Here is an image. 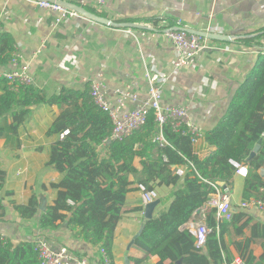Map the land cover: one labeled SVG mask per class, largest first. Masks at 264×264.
<instances>
[{"label":"crops","instance_id":"obj_1","mask_svg":"<svg viewBox=\"0 0 264 264\" xmlns=\"http://www.w3.org/2000/svg\"><path fill=\"white\" fill-rule=\"evenodd\" d=\"M88 6L118 23L127 19L145 25V36L136 40L125 28L109 27L81 17L57 25L56 13L35 2L0 0V14L5 10L2 28L13 35L18 49L27 57L41 49L33 57L31 72L35 84L49 93L59 92L63 86L83 88L101 74L110 98L116 88L128 85L135 86L140 98H144L149 88L146 72L155 68L169 76L162 104L189 106L193 121L208 131L224 116L236 89L264 51V0H107L101 7ZM179 19L190 29L206 31L211 25L218 27L216 32L230 34L234 41L210 40L195 67L172 74L174 50L165 30L181 27ZM146 20H158L156 28L152 21ZM244 38H256L259 44L244 46L240 43ZM10 69V64L0 65V72ZM32 110L30 119L16 131L10 129L16 125L10 115L0 118V170L7 173L5 189L0 195L14 192L4 200L6 213L0 220V235L13 244L36 242L42 236L53 246H67L76 255L87 256L90 264H96L98 246L74 239L65 223L56 230H42L38 227V216L23 219L12 207L11 200L25 204L33 195L40 204L45 199L47 207L56 198L50 184L61 178L58 171L47 165L50 146L56 137L46 136L59 109L40 105ZM214 149L204 137L195 144V152L201 158ZM257 172L264 181V175ZM245 179L236 173L229 183L224 182L227 189L222 186L236 215L223 230L224 264L241 256L239 244L248 240L256 256L263 250L264 211L240 208L246 200ZM155 190L161 201L153 216L170 204L175 188L164 186ZM145 206L138 189L128 193L112 249L114 264H127V260L134 264L133 258L143 257L135 241L130 244L141 227ZM138 207L141 209L137 210ZM205 208L206 205L201 212H195L187 224L203 220L210 209L203 212ZM159 259L152 255L143 264H157Z\"/></svg>","mask_w":264,"mask_h":264},{"label":"trees","instance_id":"obj_2","mask_svg":"<svg viewBox=\"0 0 264 264\" xmlns=\"http://www.w3.org/2000/svg\"><path fill=\"white\" fill-rule=\"evenodd\" d=\"M85 7L106 16L88 5ZM146 21H152L155 28L158 24V20ZM240 43L247 47L259 44L256 38H244ZM17 50L13 35L2 28L0 65L10 64ZM40 105L59 109L46 131L47 137H56L47 162L61 174L59 181L50 184L56 198L46 210H40L36 195L25 204L15 200L11 204L23 219L38 216V227L42 230H56L65 223L74 239L105 247L113 259L116 230L125 212L128 193L137 190L140 183L153 190L173 186L170 204L155 213L136 238L135 245L144 255L133 258L134 264H143L152 255L159 256L157 264H224L223 230L234 220L235 213L231 221L221 223L217 229L215 210L209 209L206 220L213 230L204 247L196 245V237L185 227L214 191L209 182L229 183L236 174L231 163L235 160L249 166L244 198L264 200V181L257 172L264 165V53L259 54L236 89L224 116L205 131L204 140L215 149L204 158L196 154L191 136L183 133L185 126L174 130L167 123L163 133L169 144L161 147L153 141L159 131L153 110L139 130L123 140L112 139V119L94 102L89 82L83 88L63 86L59 92L49 93L35 83L11 84L0 78V118L8 115L13 118L16 125H11V130L16 131L26 123L32 108ZM66 129L69 133L61 138ZM260 140L258 153L248 160ZM181 166L186 168L183 176L175 172ZM6 178V171L0 170V191L5 189ZM13 194L6 191L0 195V220L6 213L4 200ZM250 243L248 240L239 244L241 257L247 264H264V243L260 256L254 254ZM35 245V241L13 244L0 235V264H41Z\"/></svg>","mask_w":264,"mask_h":264},{"label":"built area","instance_id":"obj_3","mask_svg":"<svg viewBox=\"0 0 264 264\" xmlns=\"http://www.w3.org/2000/svg\"><path fill=\"white\" fill-rule=\"evenodd\" d=\"M35 2L39 6L49 9L56 13L55 22L60 24L72 18L81 17V15L73 10H70L60 4L28 0ZM81 6L95 4L101 7L106 4L107 0H72ZM8 4V3H7ZM5 15V10L0 14V32L2 31V18ZM83 18V17H81ZM183 20H178V25H182ZM187 28V27H186ZM219 29L215 26H209L207 32H216ZM128 34L132 35L136 40L140 36H145V31H135L133 28L125 29ZM220 33V32H219ZM165 35L170 39L174 50V61L172 74L186 68H193L197 65L198 59L202 52L209 47L210 39L189 33L183 29L169 28L165 30ZM41 49L34 51L30 56H26L19 49L15 53V57L10 62L11 69L5 72H0V78H6L11 84L28 85L35 83L34 76L31 72L33 57L38 55ZM264 53V51L262 52ZM146 80L149 88L144 98H140L135 86L128 85L118 87L114 91L113 98L108 96L106 86L102 81L101 74L91 83V96L94 102L103 111L107 112L113 122V130L111 138L114 140H123L130 136L134 131L139 130L147 122L149 113L153 110L156 122L159 126L158 133L154 136L155 141L159 146L164 147L169 144L163 133V126L170 123L174 130H179L181 126H185L183 133L189 134L194 144H197L204 137L205 129L201 125L195 123L192 119L190 108L187 105H169L164 106L162 99L164 88L169 76L159 72L155 68H151L146 72ZM69 133V130H64L60 137L63 138ZM167 160V158L165 157ZM231 163L236 168V173L246 177L249 174L247 165L231 160ZM193 167V164L191 163ZM175 172L183 176L186 172L184 166L176 168ZM213 186L214 191L210 194L207 201L206 212L209 208L215 210L216 227L219 229L220 224L225 221H231L234 217L232 201L224 191L222 186L216 182H209ZM138 190L141 193L142 202L144 205L153 202L159 198L158 192L154 189L140 183ZM243 210L256 208L264 211V200L261 198H250L244 200L240 204ZM201 212V208H200ZM207 214L203 216V220L193 221L190 224H185V227L196 237V245L204 247L208 235L213 228L207 224ZM35 250L41 264H90L87 256L76 255L69 247H55L45 237L40 236L36 240ZM96 264H114L107 249L103 246L98 247L95 255ZM227 264H247L243 257L236 256Z\"/></svg>","mask_w":264,"mask_h":264},{"label":"water","instance_id":"obj_4","mask_svg":"<svg viewBox=\"0 0 264 264\" xmlns=\"http://www.w3.org/2000/svg\"><path fill=\"white\" fill-rule=\"evenodd\" d=\"M38 1H47V2H52V3H57L60 4L70 10L76 11L78 12L81 17L91 20L93 22H97L99 24H103L105 26H109V27H122V28H133V29H147V27L143 24L140 23H134V22H123V23H118L115 22L113 20H111L108 17H104V16H100L94 12L89 11L86 7L79 5L78 3L75 2H70L67 0H38ZM176 29L178 30H185L189 33L201 36V37H205L208 38L210 40H214V41H220V42H233V36L230 34H223V33H219V32H207L204 30H196V29H190V28H186V27H177ZM261 146V140L258 141V143L254 146L253 150L251 151L248 160L252 159L254 156H256V154L258 153L259 149ZM260 173L262 175H264V167H261L259 169ZM221 186H223L225 189H227V186L224 184V182H220L219 183ZM160 199H156L153 202H150L149 204H147L145 206V216L144 219L142 221L141 227L138 231V233L136 234L135 238L132 240L130 246L132 245V243H134V241L136 240L137 237H139V235L143 232L147 222L153 218V213L154 210L156 208V206L159 204ZM46 201L45 199L42 200V203L40 204V210H46ZM200 212V209L197 210V213ZM127 264H129V261L127 260ZM178 264H181V262H179Z\"/></svg>","mask_w":264,"mask_h":264},{"label":"rangeland","instance_id":"obj_5","mask_svg":"<svg viewBox=\"0 0 264 264\" xmlns=\"http://www.w3.org/2000/svg\"><path fill=\"white\" fill-rule=\"evenodd\" d=\"M157 190L159 191V188H157Z\"/></svg>","mask_w":264,"mask_h":264}]
</instances>
